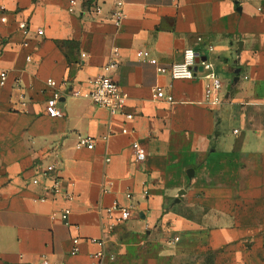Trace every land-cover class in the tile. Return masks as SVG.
<instances>
[{"label": "crops", "instance_id": "crops-1", "mask_svg": "<svg viewBox=\"0 0 264 264\" xmlns=\"http://www.w3.org/2000/svg\"><path fill=\"white\" fill-rule=\"evenodd\" d=\"M188 47L223 80L220 104L206 100L202 64L195 79L160 72ZM115 50L112 75L131 120L69 94L89 89ZM0 68L9 72L0 86V264H260L264 0H77L73 11L70 0H0ZM49 78L62 118L47 112ZM158 87L174 102L155 98ZM80 135L94 148H77ZM51 165L74 200L35 201ZM114 203L132 215L110 231ZM67 208V220L52 217Z\"/></svg>", "mask_w": 264, "mask_h": 264}, {"label": "built area", "instance_id": "built-area-1", "mask_svg": "<svg viewBox=\"0 0 264 264\" xmlns=\"http://www.w3.org/2000/svg\"><path fill=\"white\" fill-rule=\"evenodd\" d=\"M77 5V0H70V11L74 10V7ZM122 2L118 3V9L114 12L112 20L116 25H120L124 18V11L122 9ZM2 21L5 22L6 18L3 17ZM28 27V23L25 21L20 22V28L25 29ZM43 30H38V35H43ZM198 41H202V37H198ZM209 50H213V46H208ZM139 55L142 57H148V50H140ZM30 58H28L29 60ZM199 64H202L204 72L202 78L206 80L205 82V97L206 100L212 104H220L223 101V94L225 90L224 82L221 77L216 73L214 66L207 61L201 60V54L192 47H188L183 51V58L179 62L172 63L168 67L160 68L162 74H168L173 79H195L198 76L197 69ZM119 65V52L114 51L110 55L108 63L103 66L102 72L100 75L90 78L88 83L90 88L84 90L81 87L71 88L69 94L75 97H83L91 100L95 105L105 108L110 112V114H123L127 120L132 119V114L125 112L129 95L123 90L121 85L116 81L112 75L114 70L117 69ZM9 79V72L5 69L0 68V86L4 87ZM16 85L19 84V80H16ZM49 87L53 88L54 91L52 96L47 101V112L48 115L55 118H62L65 116V112L61 109L58 104L61 100L62 93L58 89V82L53 78L47 80ZM155 98L166 100L167 102H174L172 95H167L165 91L158 87L154 93ZM124 133H128L127 128L123 129ZM95 140L92 137L88 136H79L76 147L83 148L87 147L89 149L94 148ZM132 150L134 153L135 161L138 163L144 162L147 158V149L139 141H134L132 144ZM56 170V165H51L47 171L44 172V175L47 178H51L53 173ZM52 183L46 184L43 189L45 193L37 198L35 201L46 202L50 196H55L58 194L64 195L65 199L72 201L74 200V195L69 191H62L59 185V180L56 176L52 177ZM32 184L37 186L40 185V180L38 177L32 180ZM71 210L69 208L65 209L60 214L53 213L52 217H59L63 220H67ZM131 210L128 208H123L119 204L114 203L105 210V217L108 220L107 228L112 231L117 225L124 223L131 217ZM94 241V240H93ZM78 239L74 240V243L77 244ZM103 241L99 242L100 245H103ZM76 252V250L74 251ZM105 256L103 251H100L96 257L100 260ZM112 257V256H111ZM41 264H50L47 259H43ZM99 264V263H92Z\"/></svg>", "mask_w": 264, "mask_h": 264}, {"label": "rangeland", "instance_id": "rangeland-1", "mask_svg": "<svg viewBox=\"0 0 264 264\" xmlns=\"http://www.w3.org/2000/svg\"><path fill=\"white\" fill-rule=\"evenodd\" d=\"M87 1H89V0H87ZM254 261L259 262L260 264H264V253H260L258 256H256L254 258Z\"/></svg>", "mask_w": 264, "mask_h": 264}, {"label": "water", "instance_id": "water-1", "mask_svg": "<svg viewBox=\"0 0 264 264\" xmlns=\"http://www.w3.org/2000/svg\"><path fill=\"white\" fill-rule=\"evenodd\" d=\"M197 68H195V70H196ZM239 72L237 71V74H238ZM238 80V76L237 77H235L234 78V80H233V82H236ZM228 90H230V85H229V87H228Z\"/></svg>", "mask_w": 264, "mask_h": 264}]
</instances>
